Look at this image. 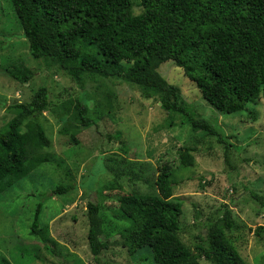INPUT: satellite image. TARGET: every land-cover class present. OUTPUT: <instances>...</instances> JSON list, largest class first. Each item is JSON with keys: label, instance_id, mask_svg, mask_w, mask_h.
<instances>
[{"label": "trees", "instance_id": "trees-1", "mask_svg": "<svg viewBox=\"0 0 264 264\" xmlns=\"http://www.w3.org/2000/svg\"><path fill=\"white\" fill-rule=\"evenodd\" d=\"M10 2L28 39L29 53L46 67L58 69L82 87L122 79L136 86L144 98L158 100L163 110L181 115L182 124L217 137L226 150L232 144L207 120L193 114L182 90L159 73L160 65L172 60L203 98L224 114L245 111L248 104L264 100V0H141L140 14L134 13L132 0ZM3 72L21 83L34 75L19 59ZM49 107L46 85L29 101L9 106L13 117L0 130V194L45 163L61 170L67 180L56 185L52 194L76 189L69 166L45 151L52 141L38 116ZM63 108L76 124L94 123L86 101L70 99ZM248 115L257 118L254 112ZM72 140L78 145L75 134ZM120 148L127 152L124 140ZM191 150L179 149L181 165H193ZM117 156L104 155L111 185H121L125 177L130 184H149L146 167V171L131 166L119 169V162L113 164ZM226 157L229 162V151ZM172 174L171 165L165 164L151 184L152 191L137 189L117 197L120 217L128 222L118 236L128 254L148 249L152 264H204L202 258L211 264H249L223 229L233 228L230 212L209 224L206 238L194 248L187 246L180 235L184 207L173 197ZM42 207L39 204L35 211L31 233L47 241L40 226ZM87 217L89 247L99 261L109 248L102 205L89 201Z\"/></svg>", "mask_w": 264, "mask_h": 264}, {"label": "rangeland", "instance_id": "rangeland-1", "mask_svg": "<svg viewBox=\"0 0 264 264\" xmlns=\"http://www.w3.org/2000/svg\"><path fill=\"white\" fill-rule=\"evenodd\" d=\"M140 2L132 0L135 14L142 12ZM0 46V130L13 117L11 104L29 101L41 85H46L50 107L38 116L52 141L45 151L69 166L77 184L67 194H52L56 185L67 180L61 170L45 163L0 194V264H152L148 249L132 256L122 246L118 232L128 222L120 217L117 197L137 189L152 191L151 184L165 164L173 171V197L183 203L180 235L187 246L194 248L206 238L209 224L230 212L233 228L226 229L220 222L225 233L247 263L264 264L263 99L248 104L245 111L224 114L203 98L196 84L172 60L160 65L159 73L182 90L193 114L207 120L232 144L226 150L217 137L182 124L181 115L163 110L158 100L144 98L136 86L122 79L82 87L58 69L46 67L29 53L28 39L10 0H0ZM18 59L34 71L28 82H18L3 72ZM70 99L86 101L94 123L86 127L69 120L63 103ZM249 112L257 118L252 119ZM121 140L127 152L121 150ZM182 147L192 148L193 165H181ZM112 153L122 157L113 162H119V169L147 168L149 184H130L125 177L121 185H111L104 155ZM89 201L103 207L109 248L99 261L88 243ZM39 204L43 205L40 226L47 241L41 234L31 233ZM202 262L211 264L203 258Z\"/></svg>", "mask_w": 264, "mask_h": 264}]
</instances>
